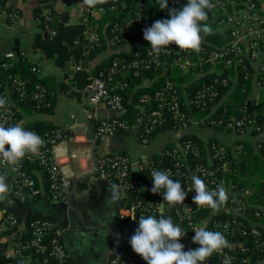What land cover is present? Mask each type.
I'll use <instances>...</instances> for the list:
<instances>
[{"label":"built area","instance_id":"obj_1","mask_svg":"<svg viewBox=\"0 0 264 264\" xmlns=\"http://www.w3.org/2000/svg\"><path fill=\"white\" fill-rule=\"evenodd\" d=\"M10 1H8V4ZM210 2L213 7L210 10L211 18L208 17L207 20L210 23H215L219 28L228 29L233 39L230 47L220 51L213 50L209 54H207L206 49L203 47H200L199 52H195L188 49L180 50L178 46H170L163 49L160 54L153 53L149 47L146 49L145 55L140 57L137 51L132 53L127 47L130 43V36L137 30L139 31L143 24H146L148 18H145L139 12L137 15L125 17L123 23L117 21L113 24L110 30L115 40L113 41L119 43L117 51L126 50V54L130 55L128 57L130 58V62H127L126 58L114 60L107 70L103 69L99 74L91 77V82L87 88L91 91L90 102L93 104L104 103L116 113L115 117L101 119L99 124L93 128L96 138L100 136H112L122 130H135L138 141L141 144H148L151 135L168 123L173 125V130L181 131L188 128L195 121L203 127L213 129L224 123L222 132H230L242 137L252 134L257 139L262 138L263 132L256 122L257 111H255V108L264 103L261 99L262 93L264 94V0H210ZM146 4L145 0H141L139 7L143 8ZM177 4H179V9H182V6L187 4V0H168L170 7H174ZM206 11L208 10L206 9ZM103 12L104 8L101 7L95 11V14L100 15ZM0 13L6 20L10 19L13 21L19 17L18 11L12 10L9 12L5 8H2ZM87 38L89 42H99V37L95 33H90ZM123 42L126 43L125 48L121 44ZM173 50L179 55L177 62L184 71L195 66V62L192 60L193 52L197 53L200 59L210 62L212 66L219 59L224 61L226 66H230L233 59H236L237 64H240L243 63L244 58H247L255 70V95L244 103L240 108L239 115H231L225 121L219 115L210 117L211 113L218 107L216 101L219 97V92L215 84L217 79L204 82L193 97L190 98L188 96L185 100H182L177 95L173 83L168 81L162 89L155 93L154 98L149 97V95L141 98L144 104L153 100L158 101V107L138 112L135 122L132 124L126 119L119 118L118 115L125 110L122 91L128 86V82L124 79L127 70L132 66L146 69L153 64H159L161 59L171 55ZM24 56L27 57V53L24 52L17 55L11 52L3 54V57H0V69H7L13 66L19 58ZM80 68L77 65V69ZM33 69L42 72L38 64ZM24 84L25 81L22 79L21 74H17L13 83L0 81V87H4L1 90L2 94H6L8 98L5 106L0 108V124L5 127L13 126L14 124L23 126L22 121H19L16 117V112L22 109L16 101L10 98V94L13 91H19V98L23 99L25 96L27 97L28 94L25 91ZM37 88H39V91L33 95V99L37 100L35 109L40 107L42 96L40 91L43 90L39 85ZM208 106L212 109L208 116H193V107L203 109ZM261 108L264 109V105ZM74 128V136H68L66 128L60 126L51 132H47L45 135L38 134L35 129H27L39 135L44 140V144L37 154H26L23 160L16 165L0 162V175L5 177V181L9 186L7 197L11 202L28 204L42 198H49L53 201L66 199L72 184L71 176L74 173V169L66 165L68 162L66 157L69 154L68 144L74 145L77 140L76 127ZM253 131L257 133L253 134ZM180 138L174 143L173 147L162 151L163 157L169 160L170 165H164L162 160H152L149 157L136 165L128 154L118 151L111 152V150L102 153L98 157L96 170L99 171L101 176L122 189L121 219L130 218V215L134 213V209L155 214L157 210L161 211L160 204L164 203V201L160 200L144 201L139 199L135 202L132 209L126 206L125 201L129 199L130 195L136 194L141 190L140 181L129 176L130 170L135 169V167H138V170L140 168H147L150 170V173L153 170L165 171L169 174L170 179L173 181L178 180L185 191L193 186L191 179L193 175L201 178L209 190L215 189L218 185L223 186L226 191L233 189L232 186H229L230 188L226 187L224 181L219 179L213 173V169H209L207 166L212 165L213 160H218L219 166L227 169L229 166L227 159L228 146L233 150L239 149L241 145L237 144V142L245 139L237 140L232 145L226 143H224L225 145H218L213 142L210 146L208 144L204 146L202 143L189 140L182 141ZM94 143L95 141L91 142V144ZM206 149L207 151L209 149L210 152L208 151L209 154L208 156L206 155L205 159ZM189 155L202 157L204 161L197 163L192 170H186L185 168L189 164ZM26 159L31 162H37L43 167L47 175V184L43 183L40 176H38V179L37 176L27 169L25 166ZM193 191L194 196L196 194L194 189L188 191L183 204L173 206L172 215L179 222L186 221L194 229L200 226L196 222L197 214L207 206L198 207L193 203L192 198L188 199V195ZM160 194H163V192L158 193V195ZM165 205L168 204L165 203ZM232 222L219 221L213 224L210 231H219L225 237H229L230 240L232 236H236L237 234L245 236L250 233L253 237L260 235V231L257 229H243L238 226V222H235V225H232ZM4 231L12 232L8 237L0 238V249L3 250L7 258L30 257L32 254L31 250H33L36 253L43 254L46 259H54L58 264H68L69 262L70 254L66 250L60 236H58L59 234H54L58 231V228L55 220L51 217L37 215L33 216L31 220L26 221V218L21 217L20 219L15 211L7 209L6 205L0 201V232ZM20 231H24L23 234L29 235L28 239L24 240L21 236L16 240L15 233ZM179 242L185 245L183 240ZM4 243H6L5 247ZM229 245L234 248L237 243L231 240ZM257 246L264 248V240L258 242ZM243 250L247 251L248 248L243 247ZM218 253L221 261L208 264H224L226 258L229 259V264H232L234 255L229 250L223 249L222 252ZM141 261L142 258L128 245L124 256L111 258L110 264H141ZM244 261L246 262L247 259Z\"/></svg>","mask_w":264,"mask_h":264},{"label":"trees","instance_id":"obj_2","mask_svg":"<svg viewBox=\"0 0 264 264\" xmlns=\"http://www.w3.org/2000/svg\"><path fill=\"white\" fill-rule=\"evenodd\" d=\"M8 1L0 0V10L5 8L9 12L14 10L19 13V10L9 5ZM38 1L39 4L34 9V16L41 30L35 35V49L43 52L46 58L54 59L56 66L60 68L68 67L70 61L79 66V63L83 60H94L99 57L108 45L113 48V51L109 55L99 61L93 71L84 68L73 70L71 83L69 84L62 79H57L54 75H43L42 72L33 69L37 63L30 60L28 56L19 58L13 66L7 69H0V81L2 80L3 82L13 83L17 74H21L22 79L25 81L24 87L28 96L21 99L18 97L19 91L11 92L10 98L16 101L22 109L16 112V117L19 121H22L23 126H21L25 130L35 129L38 134L44 135L56 129L58 125L51 124L44 119L25 123V117L37 112H52L62 94H67L71 98H82L93 75L99 74L103 69L107 70L114 60L126 58V61L130 62V58H128L130 55L126 54V50L117 51L119 43L114 42L115 40L110 30L115 22L123 23L125 17L137 15L139 12L145 18L150 19L148 26L144 23L139 31L137 30L130 36L129 46L127 45V49H130L132 53L137 51L141 57L145 55L146 49L150 47V43L144 39V30L151 27L157 20L170 19L169 9H179V4H177L174 7L168 5V9L165 10H159L158 0H145L147 4L143 8L139 7L141 0H105L104 3H99L94 7L84 6V15L81 20L79 22H70L68 17H66V13L60 12L55 8V3L58 0ZM101 7L104 8V12L96 15L95 11ZM207 12L208 17L211 18L210 10ZM7 20L12 21L10 19ZM201 23H206L212 30L211 34L208 35L201 33L202 43L200 47L205 48L207 54L213 50L220 51L230 47L233 38L228 29L219 28L215 23H210L208 20ZM53 31L54 33H52ZM46 33H48V36H45ZM90 33H95L99 37V42H89L87 36ZM121 44L125 48L126 43L123 42ZM170 46L177 47L175 44H170L168 47ZM178 56L177 52L173 50L172 54L163 57L159 64H153L146 69L132 66L127 70L124 79L128 82V86L122 91L125 110L118 115L119 118L126 119L132 124L135 122L138 112L158 107V101L153 100L144 104L141 98L146 95L154 98L155 93L162 89L168 81L173 83L177 95L182 100H185L188 96L190 98L193 97L204 82L217 79L215 84L219 92V97L216 101L218 107L213 113H211L212 109L209 106L203 109L193 107L192 114L196 117L208 116L211 113V118L213 115H219L227 121L231 115H239L240 108L248 99L250 100L255 95V70L247 58H244L243 63L240 64H237L236 59H233L230 66H226L224 61L219 59L212 66L210 62L200 59L199 55L193 52L192 60L195 62V66L184 71L177 62ZM0 57H3L2 53H0ZM38 85L43 90L40 91V94H42L40 107L35 109L37 100L33 99V95L39 91ZM72 87L75 89L72 90ZM3 88L0 87V98H4L8 102L6 94H2L1 90ZM261 99L264 101L263 93ZM262 105L264 103L255 108V111H257L256 122L263 132L262 138L257 139V142L241 140L237 142V144L241 145L239 149L233 150L228 146L227 159L229 166L227 169L219 166L218 160H213V164L207 166L209 169H213V173L219 179L224 181L226 187H233L232 190L228 189L226 203L215 213L208 206L201 209L196 219L198 224H203V227L209 231L213 224L219 221H233L232 225L238 222V226L243 229L254 228L260 231V235L255 237L251 236L250 233L245 236L237 234L231 237V240L237 243L236 247L224 249L229 250L234 255L232 264H264V248L257 246L258 242L264 240V109L261 108ZM99 122L100 120L94 121L95 126ZM15 125L17 124L13 126ZM223 128L224 123L216 127L219 131L223 130ZM164 130H173V125L168 123L164 127L157 129L151 135L150 141L156 134ZM121 132H128V130H122ZM255 133L257 132L253 131V134ZM180 140L194 141L202 143L204 146L207 144L210 146L213 142L218 145H225L217 137H210L205 141L194 133L183 134ZM173 146L174 144L169 145L165 149ZM208 151L207 149L205 150V159L206 155L208 156L210 152ZM149 158L152 160H162L164 165H170L169 160L163 157V152L153 154ZM202 161H204L202 157L189 155V164L185 169L192 170L197 163H202ZM25 166L38 179V176H40L44 184H47V175L41 165L26 159ZM129 176L140 181L141 190L136 194H131L129 199L125 201L127 207L132 209L135 202L139 199L144 201H163V194H153L151 191L153 181L149 169L140 168L138 171L131 169ZM193 193L194 191L188 195V199L193 197ZM172 210L173 206L170 210L172 222L181 227L186 232V235H193V228L186 221L179 222L172 215ZM142 213L145 217L152 215L159 219L161 211L157 210L155 214H152L148 211L141 212L140 209H134V214L138 220ZM163 213L166 218L167 214ZM18 216L21 219L22 215L18 214ZM32 217L27 216L26 221L31 220ZM127 220L120 218L118 220L120 221L119 226L121 227ZM11 233V231L0 232V238L8 237ZM23 233L24 231L15 233V239L17 240L21 236L24 240L28 239L29 235ZM54 234L58 235L57 232ZM225 238L230 244V238ZM192 241L185 240L183 242L185 244L184 251L199 247L198 244H194ZM3 245L5 247L6 243ZM243 247L248 248V250L244 251ZM31 251L30 257L7 258L3 250L0 249V264H45L44 261L46 260L49 264H58L52 258L46 259L43 254ZM245 259H247L246 262L244 261ZM219 261H221V258L217 252L213 253L203 264L218 263ZM141 264H146V262L142 259Z\"/></svg>","mask_w":264,"mask_h":264},{"label":"crops","instance_id":"obj_3","mask_svg":"<svg viewBox=\"0 0 264 264\" xmlns=\"http://www.w3.org/2000/svg\"><path fill=\"white\" fill-rule=\"evenodd\" d=\"M10 5L19 10V17L13 21L6 20L0 13V53H27L28 58L36 62L43 75H54L59 80L71 83L72 71L77 65L70 61L68 67L60 68L55 65V60L46 58L43 52L35 49V35L40 32L38 21L34 16V9L39 4L38 0H11ZM83 0H58L55 8L66 13L70 22H79L84 15ZM113 51L110 45L94 60H83L79 63L81 68L93 71L99 61ZM75 89L72 87V90ZM82 98L69 97L62 94L55 109L49 113L37 112L25 117V123L37 120H47L51 124L66 128L68 136L76 135L77 140L73 145L68 144L69 154L67 166L74 169L71 179L72 184L66 199L53 201L49 198L32 201L28 204L14 203L7 197L2 202L6 208L27 216L43 215L55 220L58 234L66 250L70 254L68 264H110L111 258L121 256L130 244V237L138 228V221L131 217L120 227L121 195L122 189L104 178L96 170L98 155L102 151H122L128 154L136 165L153 154L162 152L167 146L172 145L186 133H194L207 141L210 137H217L223 143L232 145L237 140L245 139L255 142L257 138L252 134L245 137L230 132H222L213 128L203 127L197 121L189 127L203 131V134L190 130H164L156 134L148 144H141L136 131L119 132L112 136L96 137L93 132L94 121L116 116L104 103L93 104L89 94ZM69 92V91H68ZM188 127V128H189ZM89 130V131H88ZM95 141L94 144H91ZM138 168V167H137ZM136 171H138V169ZM87 175L83 179L82 176ZM81 179L77 184L75 181ZM117 186L119 193L115 200H111L109 186ZM228 191V190H227ZM228 193V192H227ZM109 199L106 205L105 201ZM172 206L165 205L161 211L166 218L170 216ZM172 213V211H171ZM199 227H203L200 224ZM193 235H184L181 240H193ZM45 264H49L44 261Z\"/></svg>","mask_w":264,"mask_h":264},{"label":"clouds","instance_id":"obj_4","mask_svg":"<svg viewBox=\"0 0 264 264\" xmlns=\"http://www.w3.org/2000/svg\"><path fill=\"white\" fill-rule=\"evenodd\" d=\"M105 0H83L89 7H94ZM213 7L210 0H187L182 9H169L170 19L155 21L151 27L143 32L144 39L150 43L155 54H160L170 44H175L180 50L188 49L195 52L200 51L202 43L201 33L211 34L212 30L206 23L208 19L207 10ZM168 9V0H159V10ZM6 99L0 98V108L6 104ZM44 140L35 132L25 130L21 125L5 127L0 124V162L9 165L20 163L26 154L33 155L39 152ZM6 146H8L6 148ZM153 194L163 192V204L169 206L183 204L188 191L195 190L192 197L193 203L198 207L208 206L213 213L219 211L228 199L227 191L223 186L218 185L215 189L209 190L205 182L196 175L191 177L193 186L187 191L182 189L181 183L173 181L165 171L153 170L151 173ZM9 186L5 177L0 175V201L7 199ZM111 200H115L119 193L117 186H109ZM109 199L105 201L108 204ZM132 220L137 217L133 213ZM195 235L193 243L198 244L196 249L184 251V245L179 241L186 235V232L175 225L170 217L165 218L161 211L160 218L149 215H141L138 220V228L130 237L132 250L139 255L146 264H203L213 253L222 252L224 248L230 247L224 234L219 231H209L205 227H195L192 230ZM229 264V259L224 260Z\"/></svg>","mask_w":264,"mask_h":264},{"label":"water","instance_id":"obj_5","mask_svg":"<svg viewBox=\"0 0 264 264\" xmlns=\"http://www.w3.org/2000/svg\"><path fill=\"white\" fill-rule=\"evenodd\" d=\"M149 23H150V19H147V21H146L147 26L149 25ZM45 36H48V33H46ZM87 93L89 94V98H90V95H91V91H90V89L87 90ZM95 141H97V138L95 139ZM102 153H103L102 151L97 152L98 157H100V156L102 155ZM97 166H98V164H97ZM135 168H137V167H135ZM137 169H138V168H137ZM135 170H136V169H135ZM86 176H87V175L82 176L81 179H83V178L86 177ZM81 179H77V181H75V183L77 184V182H78V181H81ZM124 254H125V253H124ZM124 254L121 255V256H124Z\"/></svg>","mask_w":264,"mask_h":264},{"label":"rangeland","instance_id":"obj_6","mask_svg":"<svg viewBox=\"0 0 264 264\" xmlns=\"http://www.w3.org/2000/svg\"><path fill=\"white\" fill-rule=\"evenodd\" d=\"M190 130H195L196 132L200 133V134H203V131H201L200 129H197V128H186V129H183L181 130L182 132H187V131H190Z\"/></svg>","mask_w":264,"mask_h":264}]
</instances>
